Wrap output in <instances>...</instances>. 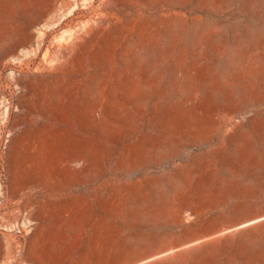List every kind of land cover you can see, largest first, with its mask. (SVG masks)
Returning <instances> with one entry per match:
<instances>
[{
    "label": "rangeland",
    "instance_id": "1",
    "mask_svg": "<svg viewBox=\"0 0 264 264\" xmlns=\"http://www.w3.org/2000/svg\"><path fill=\"white\" fill-rule=\"evenodd\" d=\"M0 264H264V0H0Z\"/></svg>",
    "mask_w": 264,
    "mask_h": 264
}]
</instances>
